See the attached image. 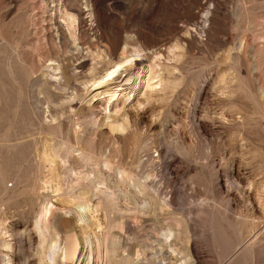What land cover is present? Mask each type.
<instances>
[{"label": "rangeland", "instance_id": "rangeland-1", "mask_svg": "<svg viewBox=\"0 0 264 264\" xmlns=\"http://www.w3.org/2000/svg\"><path fill=\"white\" fill-rule=\"evenodd\" d=\"M60 1L0 0V241L2 227L26 230L0 247V264L5 254L32 259L37 206H57L40 185L44 137L74 145L70 132L113 114L103 99L87 105L94 92L84 82L90 65L99 71L122 52L155 64L161 86L145 102H117L128 134L102 128L78 145L146 178L149 196L167 206L156 215L123 211L122 228L112 220L110 233L126 253H144L142 264H264V0ZM106 42L116 45L111 53ZM157 228L171 230L184 254L173 255Z\"/></svg>", "mask_w": 264, "mask_h": 264}, {"label": "bare ground", "instance_id": "bare-ground-1", "mask_svg": "<svg viewBox=\"0 0 264 264\" xmlns=\"http://www.w3.org/2000/svg\"><path fill=\"white\" fill-rule=\"evenodd\" d=\"M88 2L85 0V7ZM63 10L59 13L67 23L66 27L75 30L74 24H76L77 16L71 10H66V8L65 11ZM97 41H100V37L97 38ZM106 43L108 45L106 52L114 51L116 45ZM139 57L141 56L137 53L126 57L122 52L116 60L110 59L103 63H97L101 64L99 65L101 71L96 70V63L89 66L87 74L89 80L84 82V87L86 91L91 89L94 94L89 97L86 103L89 105L96 99H103L105 105L103 110L108 113L111 111L113 114L103 115L99 120L87 117L89 119L86 118L87 120L81 125L80 131L78 126L77 130L70 132L73 133L74 145L63 141L62 138L57 141L44 135L46 138L44 137L39 149V165L41 163L40 170L44 171L46 177L45 180L43 178L44 181L40 185L51 190V193L56 197L57 206L47 200L37 206V212L29 223V233L34 238L30 255L32 259L24 257L19 261L12 254H5L2 264H142V260H147L144 257L140 259L144 253L141 254L138 251L126 253L123 250L122 236L110 233L114 228L112 224L117 220V224H114L119 225L120 229L122 228L123 222L120 221V214L123 211L156 215L158 211H164L167 203L156 202L149 196L150 187L148 188L145 184L146 178L141 182L137 177L114 167L107 155L96 156L88 149V146L79 147L78 145L86 132H92L93 135L94 132H100V129L105 128L112 137L123 136L130 132L127 117L124 112L120 114V108H123L126 102L138 99V97L142 101L144 100L143 102L147 101L156 94V90L161 86L155 64L142 65ZM49 61L55 63V60ZM131 69L136 71L130 73ZM58 70L59 67L52 68V71ZM41 92L43 93V91ZM117 102H120V108ZM135 103L140 106L141 102L136 101ZM57 125L59 126V123ZM64 182L69 183V187H66L65 190L62 189ZM93 198L97 200L95 204L92 203ZM64 219L71 220L72 227L70 229L66 228ZM102 220L106 222V228L103 227ZM86 221H88V226ZM76 229L77 231H75ZM157 229L155 232L157 231L156 236L158 237L162 236L166 240L172 236L171 230L170 232ZM25 232V229L22 232L20 230L14 232L2 227L1 237L4 239H1L0 247L7 250L12 245V238H21ZM177 235L175 234L176 237ZM177 239L179 240V238ZM170 241L168 239V242L165 241L166 243L162 244L176 257L179 254H184L187 250L183 248L186 246L180 247L176 239L173 238ZM180 242L182 241L180 240ZM79 244L81 251L77 252ZM82 251H84L83 254ZM177 261L178 259L175 258L176 264H178Z\"/></svg>", "mask_w": 264, "mask_h": 264}]
</instances>
